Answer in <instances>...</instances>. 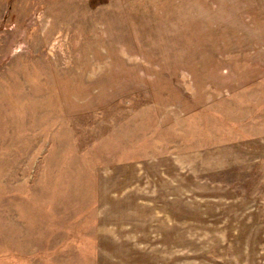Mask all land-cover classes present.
<instances>
[{
	"label": "rangeland",
	"instance_id": "1",
	"mask_svg": "<svg viewBox=\"0 0 264 264\" xmlns=\"http://www.w3.org/2000/svg\"><path fill=\"white\" fill-rule=\"evenodd\" d=\"M0 264H264V0H0Z\"/></svg>",
	"mask_w": 264,
	"mask_h": 264
}]
</instances>
